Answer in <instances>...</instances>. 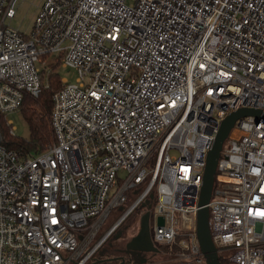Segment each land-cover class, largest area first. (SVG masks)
Masks as SVG:
<instances>
[{
	"label": "built area",
	"instance_id": "1",
	"mask_svg": "<svg viewBox=\"0 0 264 264\" xmlns=\"http://www.w3.org/2000/svg\"><path fill=\"white\" fill-rule=\"evenodd\" d=\"M19 1L0 0V264H85L84 244L143 185L109 233L154 194L153 242L206 264L208 155L228 115L264 112V0H43L27 34L9 23ZM57 57L77 77L53 95V143L22 158L1 120L14 134L7 114L39 97ZM225 142L211 238L231 264H264V119H238Z\"/></svg>",
	"mask_w": 264,
	"mask_h": 264
},
{
	"label": "rangeland",
	"instance_id": "2",
	"mask_svg": "<svg viewBox=\"0 0 264 264\" xmlns=\"http://www.w3.org/2000/svg\"><path fill=\"white\" fill-rule=\"evenodd\" d=\"M42 4L43 0H20L17 5L16 16L11 22H9L10 25L14 28L19 29L25 34L29 33L32 29L35 17L38 14ZM58 72L62 80L66 79L68 80V82H75V79L77 77V71L75 69L60 65ZM7 119L9 123H11L14 134L17 137L26 140L30 138V128L23 116V112L21 109L8 113ZM224 145H227V142H225ZM172 154H175V152H173ZM147 168H149V165L147 166ZM125 176L126 172L124 170L120 171L118 174L117 183L120 182V179H124ZM116 191L117 186H114L110 191V197H112L116 193ZM150 199L140 207H138V209H136L133 214L130 215L126 220L120 223V225H118L112 233H109L112 227L122 216L125 207L118 206L112 209L108 217H106L100 225V228H98L94 237H92V241L89 244L85 243L84 247H82L83 253L94 250L88 261V264H118V262L110 263V261H106L105 257L108 256V252L113 248L126 247V244H130L135 240H132V236L135 234L138 235L140 231L143 230L142 217H144L147 213H150L151 216L152 204L153 201H155V195H152V200ZM149 230L151 231V227L148 228V231ZM156 245L159 246L158 244ZM163 257H165L164 260H162L163 264H187L177 256H175L174 253H170V255L166 254Z\"/></svg>",
	"mask_w": 264,
	"mask_h": 264
},
{
	"label": "trees",
	"instance_id": "3",
	"mask_svg": "<svg viewBox=\"0 0 264 264\" xmlns=\"http://www.w3.org/2000/svg\"><path fill=\"white\" fill-rule=\"evenodd\" d=\"M60 65V57L49 59L47 65L41 71L43 83L41 94L37 98L28 95L25 97L21 110L30 128V138L28 140L12 134L11 126L8 125L5 120H1L3 145L17 152L22 158L43 152L53 143L54 138L50 118L53 107V95L64 85L58 72ZM215 186L216 182L214 183V187ZM143 189L144 185L133 192L131 198L123 207L127 209L133 202V199L143 191ZM152 195L154 194H151L149 197V199L151 198L150 200H152ZM155 201H153L152 204V211ZM159 246L169 253L175 254L178 251L177 245ZM219 256L221 264H231L227 256H223L222 254H219ZM88 261L85 264H88Z\"/></svg>",
	"mask_w": 264,
	"mask_h": 264
},
{
	"label": "water",
	"instance_id": "4",
	"mask_svg": "<svg viewBox=\"0 0 264 264\" xmlns=\"http://www.w3.org/2000/svg\"><path fill=\"white\" fill-rule=\"evenodd\" d=\"M247 116H255L258 119H264V112L252 109H240L236 112L228 115L221 123L219 132L217 134L214 146L210 151L207 164L205 167V173L203 178V186L200 195V210L198 212L197 219V233L198 239L201 246V250L206 259V264H221L220 256L217 248L215 247L209 229V208L208 204L212 195L215 174L218 164V159L220 158L221 151L223 149L225 140L227 139L232 127L238 119ZM147 219L143 220V228L148 226V220L150 218V213L145 216ZM164 220L162 218L158 219V224L163 225ZM140 232L138 236L141 234Z\"/></svg>",
	"mask_w": 264,
	"mask_h": 264
},
{
	"label": "flooded vegetation",
	"instance_id": "5",
	"mask_svg": "<svg viewBox=\"0 0 264 264\" xmlns=\"http://www.w3.org/2000/svg\"><path fill=\"white\" fill-rule=\"evenodd\" d=\"M126 245L124 248L116 247L111 249L108 252V256L105 257L106 261H110V263L118 262V264H163L162 260L165 258L163 256L169 254L155 243L153 245L151 232L149 231L143 234L139 243L133 241Z\"/></svg>",
	"mask_w": 264,
	"mask_h": 264
},
{
	"label": "crops",
	"instance_id": "6",
	"mask_svg": "<svg viewBox=\"0 0 264 264\" xmlns=\"http://www.w3.org/2000/svg\"><path fill=\"white\" fill-rule=\"evenodd\" d=\"M145 216H146V214H145ZM145 216L142 217V221L147 219ZM153 222H154V218H153V211H152L151 216H150V218H149V220H148V226H145V228H143V230H141L142 233H141L139 236H138L137 234L133 235V236H132V237H133L132 240L135 239L134 241H136V243H139V242L141 241L142 237H143V234L148 233V228H150V227L152 226ZM142 227H143V224H142ZM141 231H140V232H141ZM149 231H150V230H149ZM150 232H151V231H150ZM151 237H152V232H151ZM152 241H153V238H152ZM167 255H170V253L167 254ZM104 261H105V260H104Z\"/></svg>",
	"mask_w": 264,
	"mask_h": 264
}]
</instances>
